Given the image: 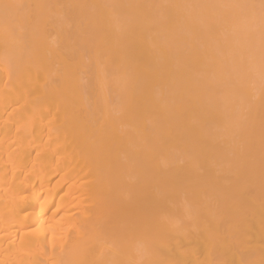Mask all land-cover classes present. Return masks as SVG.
Here are the masks:
<instances>
[{
    "label": "bare ground",
    "instance_id": "1",
    "mask_svg": "<svg viewBox=\"0 0 264 264\" xmlns=\"http://www.w3.org/2000/svg\"><path fill=\"white\" fill-rule=\"evenodd\" d=\"M0 264H264V0H0Z\"/></svg>",
    "mask_w": 264,
    "mask_h": 264
}]
</instances>
